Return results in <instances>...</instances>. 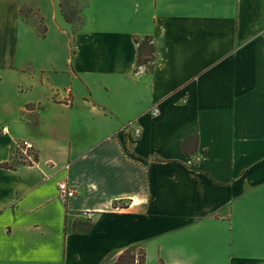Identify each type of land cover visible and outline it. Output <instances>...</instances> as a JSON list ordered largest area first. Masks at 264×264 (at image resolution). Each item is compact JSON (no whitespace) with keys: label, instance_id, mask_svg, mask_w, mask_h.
Instances as JSON below:
<instances>
[{"label":"crops","instance_id":"1","mask_svg":"<svg viewBox=\"0 0 264 264\" xmlns=\"http://www.w3.org/2000/svg\"><path fill=\"white\" fill-rule=\"evenodd\" d=\"M139 246L145 264H264V0H0V264Z\"/></svg>","mask_w":264,"mask_h":264},{"label":"trees","instance_id":"2","mask_svg":"<svg viewBox=\"0 0 264 264\" xmlns=\"http://www.w3.org/2000/svg\"><path fill=\"white\" fill-rule=\"evenodd\" d=\"M66 7L68 4H64V15L67 20L71 21L76 17V10L72 7V17H69L66 14ZM135 43L137 44L138 54L136 60V66L144 67L146 71L151 72L154 68V64L157 59V48L153 42L151 37H144L142 39L135 37ZM197 144V136H190L186 138L184 141L181 142L180 150L183 155H189L193 153L196 149ZM81 231L87 232L91 227L92 224H80ZM139 249V254H135L134 251ZM146 255L145 251L142 247H132L128 250H125L114 262V264H145ZM159 264H165L164 262L160 261Z\"/></svg>","mask_w":264,"mask_h":264},{"label":"built area","instance_id":"3","mask_svg":"<svg viewBox=\"0 0 264 264\" xmlns=\"http://www.w3.org/2000/svg\"><path fill=\"white\" fill-rule=\"evenodd\" d=\"M159 114L158 108H152L149 112L150 117H156ZM133 126V123H129L125 130H128L129 127ZM1 134L2 135H7L8 134V129L7 127H2L1 128ZM134 134L136 136H139L140 130L134 129ZM12 153L14 156H16V163L19 164H35L36 162V150L35 146L33 143L27 141V140H22V141H14L12 144ZM68 169V167H66ZM58 191H59V197L62 200H68L70 198H73L77 195V190L74 187H71L66 181H63L59 184L58 186Z\"/></svg>","mask_w":264,"mask_h":264},{"label":"rangeland","instance_id":"4","mask_svg":"<svg viewBox=\"0 0 264 264\" xmlns=\"http://www.w3.org/2000/svg\"><path fill=\"white\" fill-rule=\"evenodd\" d=\"M24 15H29V13H30V10H29V8H24ZM71 11H72V8H70V7H66V14L69 16V17H72V14H70L71 13ZM80 224H90V222L89 221H87V220H85V221H81L79 224H78V226L76 225V223H74L73 224V229L74 230H78V231H81V229H85V228H81L79 225ZM132 248V247H131ZM134 253L135 254H139V249L137 248L135 251H134Z\"/></svg>","mask_w":264,"mask_h":264}]
</instances>
